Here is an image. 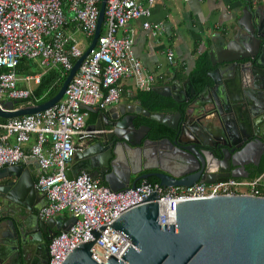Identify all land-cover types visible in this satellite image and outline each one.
Instances as JSON below:
<instances>
[{"label": "water", "instance_id": "1", "mask_svg": "<svg viewBox=\"0 0 264 264\" xmlns=\"http://www.w3.org/2000/svg\"><path fill=\"white\" fill-rule=\"evenodd\" d=\"M104 5L105 0H100L89 46L73 62L54 96L17 108L13 101H5L0 104V118L40 113L61 99L95 46ZM209 42L207 57L212 69L207 78L211 85L197 94L187 79L151 89L182 105L170 114H150L139 106L97 113L95 124L86 126L87 134L73 145L75 157L71 160L75 166L65 171L67 179L83 172L99 179L111 192L133 188L138 181L148 179L161 187L248 179V168L258 167L264 154V102L256 103L251 97L256 90L264 89V69L258 68H264V19L243 7L240 18L224 37ZM243 103H251L250 111H246L250 123L238 119V105ZM138 115L170 130L172 135L150 139V127L134 124ZM80 158L85 160L82 164ZM122 160L128 166L125 170L121 169ZM134 166H139V171H155L129 182ZM78 167L81 171H75ZM30 170L22 164L0 168V264H42L39 261L43 259L46 264L43 236L49 241L74 222V218L64 220L60 214L38 221L36 215L45 200L34 188ZM154 199L151 194L144 204L108 225L131 245L119 260L109 256L105 264H264V197L232 195L185 201L168 211V216H174L171 226L158 225ZM88 234L93 240L73 247L62 264H102L89 252L99 234Z\"/></svg>", "mask_w": 264, "mask_h": 264}, {"label": "built area", "instance_id": "2", "mask_svg": "<svg viewBox=\"0 0 264 264\" xmlns=\"http://www.w3.org/2000/svg\"><path fill=\"white\" fill-rule=\"evenodd\" d=\"M152 2L105 0L104 32L99 34L95 46L79 65L61 99L40 113L0 124L3 131L0 168L20 164L24 160L22 147L30 136L34 137L29 148V156L39 170L34 188L46 201L37 212L38 221L64 212L74 218L67 231L57 232L48 241L46 264H62L73 247L91 242L89 231L99 234L89 248L91 255L102 264L109 256L119 260L131 244L108 225L129 209L144 204L151 194L158 207L159 226L174 225V216H168V211L185 201L232 195L264 197L260 185L264 174L254 179L229 178L187 187H161L156 182L142 180L133 188L116 192L106 190L97 179L83 172L67 179V164L75 152L72 138L81 139L87 134L84 124L90 109L105 110L115 104L121 91L118 82L122 79L132 80L140 92L152 89L154 79L142 72L140 62L132 54V34L125 29L130 20L148 18ZM99 3L100 0H0V104L23 101L30 95L29 89L17 87L15 67L21 59L39 60L45 70L58 66L66 76L83 52L61 33L65 12L71 14L72 21L86 37H92ZM141 26L152 33L161 29L147 21ZM119 32L121 35L117 36ZM165 59L172 63L170 50L165 52ZM39 79L40 75L22 78L34 84H38ZM8 137H13L11 145L7 143ZM100 227H104L102 231Z\"/></svg>", "mask_w": 264, "mask_h": 264}, {"label": "crops", "instance_id": "3", "mask_svg": "<svg viewBox=\"0 0 264 264\" xmlns=\"http://www.w3.org/2000/svg\"><path fill=\"white\" fill-rule=\"evenodd\" d=\"M139 1L145 4L146 0ZM243 7H246L250 12H255L260 19H264V0H203L201 2H196L194 0L188 2L153 0L149 7L150 14L148 18L128 21L125 25V29L132 34V54L134 58L140 62L142 72L150 74L153 77L154 82L152 89L168 86L173 81L183 82L186 80V76L192 71L199 54L203 52L207 54L208 48L210 47L209 40H215L217 37H224V32L232 28L235 21L240 18ZM144 21H147L150 25L157 24L161 29L156 33L145 30L141 26ZM61 33L64 37H69L72 43H76L77 47L82 52H84L90 44L89 38L91 37H86L83 34L78 24L72 21L71 14L68 12H65V24L61 28ZM119 35H121V32L117 34V36ZM167 50H170L173 54L172 63H168L165 59V52ZM31 61L38 63L39 72L36 74L24 73L23 75L17 76V87L20 89L26 88L31 91L37 85L32 81L28 83L24 82L22 80L23 77L34 75H40L41 77L42 74L48 71L41 66L39 60ZM56 67L58 66L53 68ZM258 68L264 69L259 66ZM208 83V85H211L209 78ZM118 85L121 90L118 101L108 106L105 110H96V108L90 109L84 127L95 124L97 113L112 110L116 107H140L137 98V92L140 91L136 90L133 81L130 79H122L119 80ZM263 91L264 89L256 90V93L251 95L252 100L256 103L264 102ZM250 105L251 103L249 105L246 103L238 105V108H241L240 111H237L239 121H248L246 111H250ZM242 106H244V108H242ZM140 117V115L136 116L135 121ZM249 118L253 120L252 115H249ZM247 123L250 122L248 121ZM2 132L0 128V134H2ZM79 141L80 139L78 136L72 138L73 145H78V143H80ZM33 142L34 137L30 136V140L22 147L24 160L20 164L25 168L28 167L31 169L30 176L35 183L39 170L35 161L29 156V148ZM7 143L11 145L13 143V137H8ZM72 160L67 164L68 170L75 166ZM83 161H85L84 158H80L78 162L82 164ZM120 164L122 170L128 168L125 161L122 160ZM138 167L134 166V168L130 170L129 182L141 174L155 171L151 169L139 171ZM78 168L80 169L75 171H81V167ZM97 180L104 186L99 179ZM141 181L142 180L138 182ZM260 185L264 190V175ZM60 215L64 220L69 218L65 212L60 213Z\"/></svg>", "mask_w": 264, "mask_h": 264}, {"label": "trees", "instance_id": "4", "mask_svg": "<svg viewBox=\"0 0 264 264\" xmlns=\"http://www.w3.org/2000/svg\"><path fill=\"white\" fill-rule=\"evenodd\" d=\"M103 24L100 28V34L103 33ZM91 38H89L90 42ZM35 61L21 59L18 61L15 67L16 76L26 74H36L39 72L38 63ZM211 66L208 61L206 52L199 54L195 61V65L186 78L192 85L195 93H199L205 85H208L207 73L211 70ZM29 71V72H28ZM65 76L60 67L50 68L44 74L41 75L38 84L30 91V95L23 101H13L14 108L20 106H26L33 103H42L50 99L57 92ZM137 98L140 103V107L146 110L150 114L152 113H173L182 108V105L174 103L170 98L160 97L152 90L148 92H137ZM3 103V102H2ZM8 120L0 118V124L6 123ZM136 125L143 124L150 127L149 138L158 139L165 136H171L172 132L163 126L156 124L148 120L147 118L140 117L135 121ZM264 174V154L260 159L258 167L252 168L249 173L248 179H254L259 175ZM146 182L155 183L154 179H148ZM140 182H137L138 185ZM264 196V191H263Z\"/></svg>", "mask_w": 264, "mask_h": 264}, {"label": "flooded vegetation", "instance_id": "5", "mask_svg": "<svg viewBox=\"0 0 264 264\" xmlns=\"http://www.w3.org/2000/svg\"><path fill=\"white\" fill-rule=\"evenodd\" d=\"M251 169H252V168H248L249 173H250ZM43 239H44V245L47 247V244H48L47 236H43ZM47 257H48V255H47ZM39 262H42V264H43L44 259H43V261H39Z\"/></svg>", "mask_w": 264, "mask_h": 264}]
</instances>
